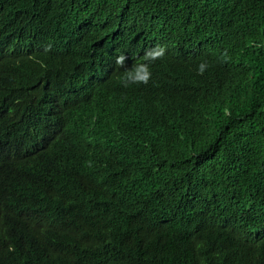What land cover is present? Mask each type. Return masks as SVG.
<instances>
[{
	"label": "clouds",
	"instance_id": "9594fccd",
	"mask_svg": "<svg viewBox=\"0 0 264 264\" xmlns=\"http://www.w3.org/2000/svg\"><path fill=\"white\" fill-rule=\"evenodd\" d=\"M263 2L218 0L207 26L178 0H136L115 18L105 0H0V169H29L71 138L78 151L39 202L22 193V212L67 205L53 226L75 228L81 264H137L175 238L212 255L240 243L249 263L263 259L264 213L235 181L221 206L205 195L175 211L177 230L142 203L136 175L153 173L159 145L194 146L205 170L215 144L245 134L264 76V38L248 34ZM23 100L39 112L7 124L5 105Z\"/></svg>",
	"mask_w": 264,
	"mask_h": 264
},
{
	"label": "trees",
	"instance_id": "16d2710c",
	"mask_svg": "<svg viewBox=\"0 0 264 264\" xmlns=\"http://www.w3.org/2000/svg\"><path fill=\"white\" fill-rule=\"evenodd\" d=\"M178 1L210 26L211 11L218 0ZM131 7L137 8L136 0H105L106 14L110 18L120 16ZM254 15L263 19L248 34L264 38V2L254 7ZM231 38L223 36L221 40L228 42ZM253 88L260 94V102L245 119V134L215 144L211 150L210 168H195L198 160L194 146L169 143L150 151L153 173L146 174L142 168L136 170L137 177L144 182L142 203L167 228L181 229L175 211L192 198L197 203L205 195H211L221 206L230 196L234 181L252 195L256 209L264 213V76ZM37 112L38 101L23 100L15 105H5L4 121L12 125L30 119ZM47 133L52 137L53 132ZM77 153V145L71 138L48 156L35 160L29 169L23 165L7 175L0 169L1 189L13 191L0 193V264L82 263V243L71 240L75 237V228L55 230L53 226L54 219L66 213L67 205L22 212V193L32 191L31 197L39 202L48 189L64 181L63 166L72 161ZM194 168L185 181L188 172ZM170 238L171 235H168L166 241ZM152 251V255L136 259L137 264H251L247 260V251L240 243H231L230 247L212 255L207 245L191 240L181 245L175 238L154 245ZM256 264H264V258Z\"/></svg>",
	"mask_w": 264,
	"mask_h": 264
}]
</instances>
